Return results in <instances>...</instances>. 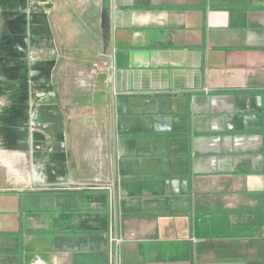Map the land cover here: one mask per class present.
Segmentation results:
<instances>
[{
	"label": "crops",
	"instance_id": "crops-1",
	"mask_svg": "<svg viewBox=\"0 0 264 264\" xmlns=\"http://www.w3.org/2000/svg\"><path fill=\"white\" fill-rule=\"evenodd\" d=\"M0 264H264V0H0Z\"/></svg>",
	"mask_w": 264,
	"mask_h": 264
},
{
	"label": "rangeland",
	"instance_id": "rangeland-1",
	"mask_svg": "<svg viewBox=\"0 0 264 264\" xmlns=\"http://www.w3.org/2000/svg\"><path fill=\"white\" fill-rule=\"evenodd\" d=\"M96 65H98V64H97V63H96V64H94V67L92 68V71H91V73H95V72H96V69H97Z\"/></svg>",
	"mask_w": 264,
	"mask_h": 264
},
{
	"label": "built area",
	"instance_id": "built-area-1",
	"mask_svg": "<svg viewBox=\"0 0 264 264\" xmlns=\"http://www.w3.org/2000/svg\"><path fill=\"white\" fill-rule=\"evenodd\" d=\"M96 67H97V65H96ZM120 244V243H119Z\"/></svg>",
	"mask_w": 264,
	"mask_h": 264
}]
</instances>
